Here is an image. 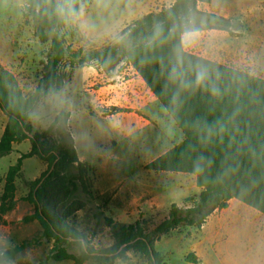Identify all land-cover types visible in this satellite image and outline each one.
<instances>
[{
    "label": "trees",
    "instance_id": "1",
    "mask_svg": "<svg viewBox=\"0 0 264 264\" xmlns=\"http://www.w3.org/2000/svg\"><path fill=\"white\" fill-rule=\"evenodd\" d=\"M211 1L176 0L171 7L147 14L126 27L111 44L86 52L69 46V38L79 35L73 28L66 31L67 23L82 11L81 0H26L24 23L33 27L35 38L49 49L42 63L43 75L28 95L16 76L0 65V109L8 118L0 140V158L9 155L14 144L25 140L32 144V151L23 154L6 175L0 214L16 207V181L23 178V162L39 157L48 169L40 179L28 183L30 193L24 201L34 206L35 213L22 222L38 221L43 228L42 238L54 241L50 259L74 264L94 259L113 264L134 251L149 258L151 264H166L155 249L156 239L183 225L201 230L210 215L227 209L232 199L264 215V79L192 54L183 44V36L193 32L220 30L232 37L244 34L246 28L241 20L198 8L199 3ZM65 62L73 70L95 64L107 75L124 66L132 67L184 136L180 144L147 169L193 175L202 189L197 198L187 199L192 205H173L169 217L151 234L140 223L106 219L114 245L99 253L84 244L85 235L68 225L71 205L55 203L53 199L63 194L67 201L78 191L90 202L98 198L93 187L96 169L79 160L71 114L60 112L41 132L32 125V115L41 101L64 89L68 78L62 71ZM29 245L25 242L0 252V264L12 262ZM73 246L80 249L79 255L70 253ZM186 261L201 263L195 254L188 255Z\"/></svg>",
    "mask_w": 264,
    "mask_h": 264
},
{
    "label": "rangeland",
    "instance_id": "2",
    "mask_svg": "<svg viewBox=\"0 0 264 264\" xmlns=\"http://www.w3.org/2000/svg\"><path fill=\"white\" fill-rule=\"evenodd\" d=\"M174 1L81 0L82 11L66 25V31L73 28L79 38L70 37L68 44L75 51L83 49L89 52L102 49L118 38L120 30L127 25L128 20L125 18L130 11L134 10L133 17L142 18L147 14L169 8ZM229 1L240 9L255 5L258 10L264 11V0ZM25 3L26 0H0V44L6 41L8 34L16 40L14 49L20 56L17 57L18 65H12L14 66L12 69L24 94L28 95L36 89L43 75L42 63L45 61L49 45L41 44L34 36L33 27L24 23L22 12ZM214 3L220 6L223 0H215ZM204 8L211 9L212 2L207 5L201 4V9ZM261 18L262 22L258 23V27H261V36L264 38V12L261 13ZM255 28L256 26L251 27V35L252 38L258 39L260 35L256 33ZM84 37L86 40L82 39ZM210 38V35L195 39L184 38L187 51L200 57H203L201 55L210 57L214 52L209 44ZM191 41H199L200 44L192 50ZM252 57L255 59V66H249L248 63L244 69L264 78V46ZM239 58L242 59V56ZM62 70L67 74L66 82L69 83L74 71L69 62L62 65ZM84 73L82 69L77 72L71 91L67 90L60 96L49 95L44 98L36 109L34 119L42 128L56 112L70 109L73 114L72 131L80 149L81 146L88 148L95 164L108 161L107 166L95 168L97 173L93 187L98 195L95 201L90 202L81 191L76 192L67 201L64 200L63 194H56L53 197L55 203L67 202L71 205L72 215L67 221L68 225L85 235L87 242L84 244L99 253L114 245L112 229L107 225L106 219L111 218L122 224L140 223L146 232L151 234L169 217L173 205L182 208L192 205L187 203V199L197 198L201 190L196 185L193 175L157 173L147 169L148 164L164 154L170 145L179 144L183 140V133L174 120L170 118V122L160 121L156 125L157 131L148 137L146 131L132 133L125 120L119 117L105 118L122 112L118 108L103 110L94 109L90 105L88 108L91 113L86 112L80 108L82 104L80 95L86 86ZM69 100L71 103H68ZM15 157L16 155L0 159V174L6 173L11 164H15ZM25 171L27 176H34L38 166L28 162ZM4 178L0 175V191L4 187ZM147 179H153L147 187L138 185V181L147 182ZM19 186L22 193L26 185L22 182ZM152 186L155 200L150 198L147 192L148 188L152 191ZM147 200L153 204L144 205ZM21 201L24 207H30L35 211L33 205ZM244 207L248 209L247 212L242 211L237 215L226 212L219 220L214 237L218 248L209 237L204 238L201 230L183 225L171 234L156 239L155 249L164 256L166 264H191L186 261L190 254L197 255L201 260L200 264H264V216L260 218L255 210L246 205ZM62 209L61 206L60 212ZM17 215L25 217L29 214L22 208ZM12 224L17 226L19 234L11 245L23 242L33 245L9 264H74L71 261L56 262L50 259L54 241L42 238L43 228L38 221L35 228H32L34 222L15 221ZM216 250L219 251V255L216 254ZM69 251L75 255L80 254V249L76 246L69 248ZM85 264L104 263L92 259ZM113 264L151 263L145 255L130 251L124 259H116Z\"/></svg>",
    "mask_w": 264,
    "mask_h": 264
},
{
    "label": "crops",
    "instance_id": "3",
    "mask_svg": "<svg viewBox=\"0 0 264 264\" xmlns=\"http://www.w3.org/2000/svg\"><path fill=\"white\" fill-rule=\"evenodd\" d=\"M175 2H176V0L173 2V4ZM211 2H212V8L211 9H206V8L201 9V4L207 5L205 3H199L198 8L201 11L212 13V14L230 19V20H235V19L241 20L242 23L244 24V26L246 27L245 34L242 37H232L228 32L220 31V30H210V31L189 33V34H186L183 36V44H184L185 50L187 51L184 38L195 39L196 37H206V36L210 35L211 38H210L209 44L212 47V50L214 52L210 54V57H206V55H201V56H203V58L217 62L219 64L226 65L230 68H234L237 70H243V71H246L244 69L245 64L249 63V66H255V59L252 56L256 55V53L259 52V49L262 46H264V43H263L264 38L261 36V27H258V23L262 22L261 21V19H262L261 13L264 11L258 10L257 9L258 7H256L255 5L249 6L248 8L242 7L241 9L238 7L239 8L238 9L237 6L234 5V3H232L229 0H223V4L220 6L216 5L214 3L215 0H212ZM133 15H134V10L130 11L127 14V16L125 18V20H128L127 25H125L120 30V32L123 31L129 25L133 24L138 19H140V18L133 17ZM252 26H256L255 31L258 35H260V38H258V39H257V37L252 38V35H251L252 34L251 27ZM203 43L207 44V42H203ZM197 44H200V42L199 41H194V42L191 41V43H190L191 49L193 50V48ZM0 45H1L0 46V65L5 67L9 71H11L16 76V74L14 73V71L12 69L14 67V66L12 67V65H14V64L18 65L19 62L17 61V57L20 56V55H17L16 50L14 49L15 45H16V40H14V38H11V34H8L6 41H4ZM213 48H215V49H213ZM221 52H223V53L221 54ZM190 53H192V52H190ZM197 56H199V55H197ZM240 56H242V59L239 58ZM242 67H243V69H242ZM81 69L85 71V73L83 74V77L86 81V86H85V90L80 95V99L82 100V104H81L80 108H83L86 112H90L89 108H88V106H90V105H92L94 107V109L98 108V109H103V110L105 108H118L122 112L117 113V115H111V116L105 117V118L114 119V118L119 117V118L125 120V123L128 126V128L132 129V131H131L132 133H137V131H139V132L146 131L145 134L148 137L150 134H153L157 131L156 125L160 121L170 122V118H172V117L169 115L167 110L162 106V104L157 99V97L153 94V92L148 88V86L146 85L143 78L130 66H124L122 68V70L116 71V72L112 73L111 75L105 74L95 64L75 68L69 83L65 82L64 89L60 93H58L56 95H52V96H60L61 94H63L67 90L71 91L72 83L74 82V80L76 78L77 72ZM248 73H250V72H248ZM250 74L257 76L253 73H250ZM19 85H20V83H19ZM20 87H21V85H20ZM68 103H71V100H69ZM62 111H65V110H61L60 112H62ZM60 112H58V113L56 112L54 114L53 118H51L49 120V123L46 124L44 127L40 128L34 119V115L36 113V110H35L33 115H32V125L34 127V130L38 131V132L46 130L50 126V124L54 121L55 117ZM67 112H69L71 114V118H70V126H71V119L73 117V114L70 111V109H68ZM7 122H8V118L1 111L0 112V140L2 139L3 134L5 132ZM134 129H136V130H134ZM71 131H72V126H71ZM72 136L74 138L75 148H76L79 160L82 163H88V164L92 165L94 168H98V169L103 168L104 166H107L108 161L104 162L102 164H95L94 158L89 154V149L86 147H83V146H81L82 148L80 149V146L78 144V140L75 137V135L73 134V131H72ZM183 138H184V136H183ZM176 145H178V144H176ZM176 145H174V144L170 145L169 149L166 152L171 150ZM31 151H32L31 141L25 140L22 143L14 144L13 145V151L9 155H7L6 157L0 158V159L11 158V157L16 155V157H15V159H16L15 164H16L18 162L19 158L23 154L30 153ZM162 155H160V156H162ZM156 159H154L153 161H155ZM28 162H32L33 164H35V166H38V171L36 172V174H34V176H27L25 174L26 173V171H25L26 170V164ZM15 164H11V166H14ZM10 167L8 168L6 173L0 174V175H2L3 177L6 178V175L9 171ZM47 169H48V165L37 156L29 158L23 162V167H22L23 178L18 179L16 181V193H15L16 207L14 210L7 212L4 215L0 214V252L6 251V250L10 249L11 247L25 243V242H23L21 244L11 245L14 242V240L18 237V234H19L18 233L19 230H17L18 229L17 226L13 225L12 222L23 221V219L26 217V216L24 217V216L17 215V212H19L22 208H24L28 212L29 215H33L35 213V211H33L32 208L27 207V206L24 207L21 200L24 201V199H26L30 193L28 183H31V182H34V181L40 179L42 177V175L47 171ZM96 173H97V171H96ZM160 173H168V172H160ZM178 174H181V173H178ZM5 178H4V187H5ZM152 181H153V179H147V182H143L141 180V181H138L139 182L138 185H143V186L147 187L148 183H150ZM22 182L26 185V188L21 193L20 189H19L20 188L19 185ZM94 182H95V180H94ZM195 182H196V178H195ZM4 187H3V190L0 191V197H2V195L4 194ZM152 187H153L152 191L148 188L147 192H148V195H150V198L155 200V198L153 196L154 186H152ZM199 189L202 192V189L201 188H199ZM151 204H153V203L149 202V200H147L144 203V205H148V206H151ZM244 206H245V204L239 202L236 199H232L229 202L227 209L215 210L210 215V217L208 218V220L206 221V223L204 224V226L201 229L202 233L204 234V238L209 237V240H211L213 245L216 247L217 242L215 241L214 237H215V232H216L219 220L223 217V215L226 212H232L233 215H235V214L237 215L242 211L247 212L248 209H245ZM255 212H256L257 216H259L260 218H262V216H264L263 214L259 213L256 210H255ZM29 215H27V216H29ZM35 224H36V221H34V225H32V228H35ZM71 241H74V240H71ZM31 245H33V244L30 243L29 246H31ZM29 246L27 248H29ZM6 247H8V248H6ZM218 247L219 246H217L216 248H218ZM216 254L219 255L218 250H216ZM19 255H21V253ZM17 257L15 258V260L17 259ZM62 262H64V261H62ZM71 262H73V261H71ZM200 262H201V260H200Z\"/></svg>",
    "mask_w": 264,
    "mask_h": 264
},
{
    "label": "water",
    "instance_id": "4",
    "mask_svg": "<svg viewBox=\"0 0 264 264\" xmlns=\"http://www.w3.org/2000/svg\"><path fill=\"white\" fill-rule=\"evenodd\" d=\"M30 137H31V136H30ZM52 170H53V169H52ZM52 170L50 171V173L52 172ZM124 247H125V246H124ZM124 247H123V248H124ZM151 253H152V252H151Z\"/></svg>",
    "mask_w": 264,
    "mask_h": 264
}]
</instances>
